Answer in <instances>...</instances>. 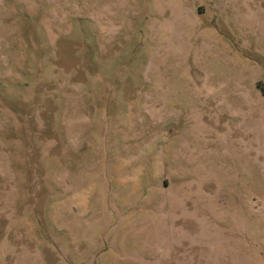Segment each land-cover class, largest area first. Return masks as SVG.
<instances>
[{
  "label": "rangeland",
  "instance_id": "374dc122",
  "mask_svg": "<svg viewBox=\"0 0 264 264\" xmlns=\"http://www.w3.org/2000/svg\"><path fill=\"white\" fill-rule=\"evenodd\" d=\"M0 264H264V0H0Z\"/></svg>",
  "mask_w": 264,
  "mask_h": 264
}]
</instances>
